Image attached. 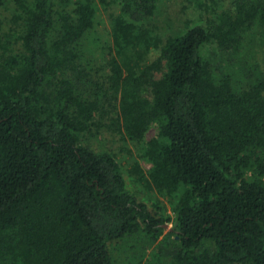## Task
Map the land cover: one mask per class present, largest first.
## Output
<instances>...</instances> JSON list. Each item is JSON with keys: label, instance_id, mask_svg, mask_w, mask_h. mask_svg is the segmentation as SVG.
<instances>
[{"label": "trees", "instance_id": "trees-1", "mask_svg": "<svg viewBox=\"0 0 264 264\" xmlns=\"http://www.w3.org/2000/svg\"><path fill=\"white\" fill-rule=\"evenodd\" d=\"M112 1L106 37L107 0H0V264H264V0H184L166 37L168 0Z\"/></svg>", "mask_w": 264, "mask_h": 264}, {"label": "rangeland", "instance_id": "rangeland-1", "mask_svg": "<svg viewBox=\"0 0 264 264\" xmlns=\"http://www.w3.org/2000/svg\"><path fill=\"white\" fill-rule=\"evenodd\" d=\"M108 4H106V8H101V19L100 23L97 25V32L99 34L105 35V30L109 29V19H108V13H114L118 10V5L114 3L112 0H107ZM219 4L221 6H228L229 0H219ZM186 3L184 0H168L165 5H162L160 9L158 10V13L153 18V22L156 24L157 29L166 37L169 34L174 33L179 29L181 24L188 18V19H196L197 15L193 11L195 9L192 6H189L186 8ZM196 17V18H195ZM197 20V19H196ZM97 33V34H98ZM98 34V35H99ZM101 36V35H100ZM107 37V36H106ZM249 55L258 60V54L256 55L254 53V49H248ZM157 53L155 51L152 52L151 58L155 57ZM104 58L97 59L98 61H101ZM99 81V75H97V80ZM96 89V88H95ZM89 90V89H88ZM86 90V94H89V91ZM99 91V88L96 89ZM155 133V130L153 128H150L147 132V138H150ZM99 140L96 141V139L92 138V141L94 142L95 148L99 149L100 146L108 151L113 152L116 154L118 159L121 161L122 169L124 172V177L126 179V182L128 185L139 195L142 197H145L146 199H152L155 201H158L160 205L164 206L167 213H171L169 208V203L167 197L157 191L156 189H147L146 183L141 182L138 184L136 181L129 175L128 169L130 168V156L128 150L133 149L126 144L123 139L120 138L119 135L111 134L108 131H102L99 135L96 136ZM101 144V145H98ZM135 157V156H134ZM141 167L144 169H147L150 165L148 163H145L144 161H140ZM130 243V244H129ZM162 248V245H160V248L158 246L153 247H146V249H140L137 244H134V246L131 245V242H128L127 245H124L123 247L120 246L118 248V245H114L113 250L111 251V255L116 257L119 256V262L121 264H146L147 260L152 256L153 252H157Z\"/></svg>", "mask_w": 264, "mask_h": 264}]
</instances>
